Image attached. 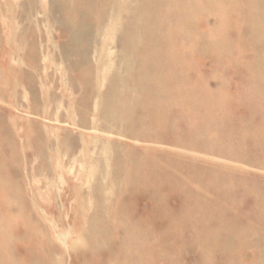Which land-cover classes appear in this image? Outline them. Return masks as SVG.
<instances>
[{"label":"rangeland","instance_id":"1","mask_svg":"<svg viewBox=\"0 0 264 264\" xmlns=\"http://www.w3.org/2000/svg\"><path fill=\"white\" fill-rule=\"evenodd\" d=\"M58 1L59 3H57ZM62 1L63 3H61ZM62 1L0 0V121L3 119L0 123V148H3L0 149V167L2 169V175L0 176V178L2 177L1 179L8 184L10 190H14V188H16V185L17 189L19 190L18 191L15 189V194L13 193L16 197V199L14 200H16V202L18 201L17 208L13 210L14 214H18L19 210L21 211L20 215L26 214V212H31L30 215L32 219L34 218V220H37L36 216H38L43 221L46 227L49 228V226H47L48 224H54L55 227H57V231L61 232L62 235H65L67 241L66 245H63L59 240H57L56 242V239L53 238V236L50 237L53 239L52 243L54 244L57 253L54 252L53 254H51V262L49 264H79V256L81 254L79 250L83 248L81 245H83L84 243V249L86 250L85 253L87 257V260L85 259L86 263H90L91 261L90 264H103L108 251L106 252L105 246L100 245L99 243L103 242L104 237L99 233H94L93 236H91V232L89 230L90 228L92 230L102 229L99 225L94 226V222L111 221V224L115 225L116 222L114 220H111V215L115 214L118 209L121 210V208L123 207L128 208L129 214L138 220L140 229H142L141 232L142 234L144 233L142 235L144 241H142L143 264H203V262L204 264H264V209H256L257 206L258 209L259 207L264 206V172H259L258 167L256 166H253L254 168L250 167L253 165L254 158L257 157V159L264 160V147L255 148L251 142V145H249L248 142H238V134L235 130L237 123H239L237 124V126H244L245 131L247 132L251 131V126L253 124L260 125L262 123L261 125H264V117L251 116V106L249 101L250 98L260 95L258 91L256 92L250 90L249 85L251 87L254 82L258 81L261 84L264 83V0H236L237 3L230 2L228 0H193V2L192 0H101L102 3L100 0ZM65 1L66 3H64ZM125 1L128 4H126ZM70 2L71 4L73 2L76 4L73 3L71 5ZM96 2L97 4H95ZM122 3L124 6H122ZM178 3L180 6L178 5ZM63 4H65V6ZM169 4L171 5L169 6ZM52 5H55L53 6L54 8L52 7ZM110 5L113 6L108 8ZM69 6L73 7V10L72 8L69 9ZM80 6H83V8L81 9ZM152 6L155 8H152ZM1 7L3 8V12L1 11ZM95 7L97 10L95 9ZM130 7L131 11H129L130 9H127ZM164 7L166 9H164ZM235 7L241 10L248 9L252 14V18L250 19V21L237 22L239 29H235L233 27L234 24H236L235 20H237L238 16L237 11L234 9ZM4 8L8 9L5 10ZM111 8L112 10L108 12V10H110ZM150 8H152L151 11ZM168 8L172 9L168 10ZM182 8H184V11ZM185 8L186 10L188 9V11H186ZM70 10H72L73 12H71ZM89 10H91L92 12L94 11V13L91 12V14ZM160 10L162 12H160ZM172 10L175 11L173 12ZM22 13L27 16L25 17ZM72 13L75 14L74 17ZM77 13L79 14V16ZM150 13L154 16L156 15V18H154L153 15H150ZM193 16L194 18H192ZM150 17L153 20L150 19ZM26 18L28 19V21ZM83 18H85L84 21L86 20V23L83 20L79 21V19ZM180 18L182 19L180 20ZM112 19L113 21H111ZM177 19L179 22L182 21V23L177 22ZM132 20L134 21L132 22ZM183 20H185L187 23H184L185 21ZM192 20L193 22H191ZM26 21L28 22V24ZM82 22L85 24H83ZM222 22L226 24V27L224 26V24H222L224 27L223 33L216 35V30ZM13 23L15 27H13ZM174 23L176 27L174 26ZM230 23L233 24L231 25ZM60 24L62 26H60ZM18 25H20L21 28ZM164 25L166 27H164ZM76 26L78 28V32L76 31ZM92 26L93 28H91ZM107 26H109L110 28H108ZM155 26L158 30L155 28ZM136 27L138 28L136 29ZM193 27L195 31L193 30ZM71 28L73 30H71ZM123 28L126 29L124 30L125 32L123 31ZM163 29H166V32L162 31ZM171 29H173L174 32ZM184 29L185 31H182ZM159 30H161L162 32H160ZM64 31L67 32L65 33ZM102 31L103 33L101 34ZM126 31H128L129 35H127ZM238 31L240 32L239 34ZM67 33H71L70 36L72 37V39L69 35H67ZM123 33H126V35H124ZM139 34L142 35L139 36ZM177 35H179V39ZM158 36L160 39L158 38ZM27 37H29L28 40ZM184 37H186L187 39ZM225 38L227 40H225ZM119 39L120 41H118ZM240 39L244 41L245 45L242 51L239 49V47H237V43ZM189 40H191V42ZM33 41L34 43H32ZM167 41L169 42V44ZM176 41H179V43H176ZM22 42L24 43L22 44ZM123 42L125 45H123ZM166 43L167 45H169V48L166 46ZM170 43L173 44L171 45ZM188 43H191L192 46ZM174 44L175 46H178L179 50L177 49V47H174ZM158 46H161V49H164L161 51ZM163 46H166L168 51ZM30 48H32L33 50ZM119 48L122 50H119ZM174 49L176 53L172 51ZM123 50L125 52H123ZM30 51H32V53H30ZM35 51L37 53H35ZM169 52H171L170 54L172 55H170ZM79 53L81 54L79 55ZM156 53H158L159 55H157ZM181 53L182 56H179L181 55ZM185 53L187 54V56L192 55V58L190 57V59L189 57H187ZM142 54L145 56H143ZM164 55L166 57H164ZM31 56L32 58H35V60L32 59ZM169 59H171L170 61L172 63L169 61ZM28 60H30L29 62H31L32 64L29 63ZM139 60L141 61L140 63ZM176 60L178 63L175 62ZM34 61L35 64H33ZM167 61H169L170 63ZM186 62L188 63L187 65ZM164 63L166 67L170 66L168 67L169 69L167 68L168 70L173 71L172 73L174 74V80H176L175 82L180 83L178 85V83L176 84L173 82L175 87L178 86L181 88L187 86V88H190L194 86L197 87L196 85L199 86L204 84V86L209 90L216 91L218 89H221L223 97L225 96L224 98L228 102L225 108L226 116L224 117L223 121L221 119H218L217 121L216 118H214L215 122L214 124H211L214 129L212 127L206 128V135L210 134V137L214 133L218 135L217 137L214 134L213 137L219 140H224L223 142L224 144L226 143V146L222 142L220 144L221 146L216 145V147H214L216 148L215 150L217 151L223 149L232 154H238L243 158L247 157L246 159H250L247 165H232L227 162L229 164L228 165L225 162H221L219 159H213L215 158L213 156H210L211 158L206 157V159L203 158L204 155L201 156V153L198 154L196 152L198 155L196 153L192 154V150L187 148L185 150V146L181 147V145L184 144L185 141L187 143L188 141L189 143H192L191 136L189 135V132L186 131L194 128L195 124L193 125V122L194 120H196V118L199 117H195V119L193 118L191 120L190 118L188 119L189 116H187L186 114L180 113L179 116L177 113V109L179 108L178 106H181V103L179 104L177 99L167 98L168 101L166 100V102L164 101L166 97L165 99L161 98L162 100L159 99L158 102L160 105H168L169 103L172 104V108L174 109L172 115L176 118H174L170 114L169 118L164 116L161 122H154V119L152 118L160 117V115H158L160 112H157V110L159 109H156V107V110L153 107V110L149 109L151 106L149 105V102L151 101L149 97H151L152 99V96H150L151 85L150 87L144 86L143 83L145 80L148 81V79L152 75V69L150 66H153L155 68L163 67L162 69H165L167 71V69L164 68ZM189 63L193 64L192 68ZM74 64H76V67ZM253 64L256 65V71H252L249 68ZM77 65L83 66L80 67ZM156 65L158 67H156ZM178 65H180V67H178ZM89 66L91 67L88 68ZM188 66L190 69L188 68ZM140 67L141 69H139ZM181 67L184 68V71H182L183 69H181ZM205 68H207V70ZM81 70L84 72H81ZM93 71L94 74L92 76ZM222 71L223 74H221ZM247 71H249V73ZM84 73H86L87 75L85 74L86 76H84ZM179 73H181V75L183 74L182 77ZM236 74L238 75V77ZM218 75L223 76L220 78V76ZM87 77L89 78V81L93 80V83L91 81L87 82ZM217 77L219 79H217ZM164 78H168V75ZM176 78L179 80H177ZM182 79L183 81L185 79L184 83ZM16 81L17 83H15ZM134 81L135 84H132V82L134 83ZM84 82L89 83L90 85L86 83L84 84ZM78 83L80 84L78 85ZM121 83H123L125 86L123 84L121 85ZM190 84H192L193 86ZM212 84L215 85L212 86ZM86 85L88 89H85ZM215 87L218 88L216 89ZM242 89L245 90L242 91ZM225 92L226 94H224ZM260 92H262L263 94V91ZM86 93L87 95H85ZM91 94H93V96ZM127 95L129 98H127ZM242 99L245 100L242 101ZM88 100L90 104L88 103ZM101 100L103 101L101 102ZM83 102L85 103V105L87 104L86 106H84L83 104V107H88L87 109L82 107ZM176 103H178L179 105ZM146 108H148V110ZM175 113L177 115H174ZM230 115H232L233 117ZM121 119H123V121ZM199 119L214 121L212 116H207L206 118ZM235 119L237 120V122ZM166 121L168 125L167 123H165ZM240 121L244 123V125H241L242 123H240ZM250 121H252V123ZM189 122L192 123L190 124ZM5 123L6 125H9V128L8 125H5ZM223 123L226 124L223 125ZM223 126H225L224 131L221 129V127ZM124 127L126 129H124ZM18 129L20 131H18ZM151 132L152 135L150 134ZM3 134L5 135L3 136ZM156 136H158V140H154L155 138L153 137ZM187 138L188 141L185 140ZM160 139L161 141L163 140V142H160ZM7 141L10 142V144ZM194 142L195 141L193 140V143ZM158 143L159 145L162 144V146L156 145ZM7 144H9V146ZM171 144L173 146H171ZM14 146H16V150H14ZM11 148L13 149V151H11ZM173 148H176L178 151L174 150ZM180 149L183 150L181 151ZM154 150H156L157 152ZM13 153L15 154L13 155ZM147 153L149 154V157ZM162 153H164L165 155ZM174 153L177 155H174ZM143 154L146 156H144ZM11 155L13 158L11 157ZM138 155H142V158L140 156V159H138ZM7 156H9V158ZM14 156H17L16 160ZM168 157H170V160ZM18 158L19 162H22L19 163ZM3 159L5 161H2ZM104 159L106 161H104ZM155 159H157L158 161ZM184 159L186 161H184ZM52 160L57 161L55 162ZM212 162L215 164H213ZM223 163L226 165H224ZM137 164H139V168L141 167L140 169H143L144 167V175H141L140 178H136L133 176V172L136 169ZM210 164L213 165L214 168H212ZM254 164L256 163L254 162ZM19 165L21 166L19 167ZM167 167L169 168L167 169ZM198 167L200 169H198ZM239 167H241L242 169L240 168L230 173L229 170ZM14 168L18 169L15 170ZM221 169L224 170V172L227 174H225V176L228 177V179H226L228 180L226 181V183L224 182L225 180L216 181L215 178L211 176L212 173H215V170ZM126 170H128V172ZM199 173H202L203 175ZM84 174L86 176H84ZM5 175H8V177ZM177 175H179V177ZM201 176L204 177V179ZM210 179H214V181ZM15 182L18 184H16ZM134 184L136 185L134 186ZM188 184H190L191 186ZM210 184L213 187H211ZM230 184H236V186H231ZM163 185L165 187H163ZM207 185L209 186V188ZM166 186L169 188H167ZM222 188H224L223 191ZM138 190L140 193H138ZM193 190L195 193L193 192ZM16 193H18L19 195ZM203 193L205 195H203ZM4 194L2 192L0 193V212H7L2 206L4 202H9L6 195ZM19 196L20 198H17ZM189 196L190 198H188ZM221 196L222 198H220ZM196 197L198 198V200H196ZM242 197H244L245 199H242ZM254 197H256L258 200H254ZM36 200L38 202H36ZM189 200H193L192 203H190ZM203 200H206L210 204L218 205L224 208L217 211L214 210L209 212H193L191 208L193 209V207L201 205L202 202L200 201ZM238 200L239 202H237ZM244 200H246V202ZM177 201L181 203L179 204ZM122 202H124L125 205ZM23 203H26L24 206L26 208L22 207V209L19 204L23 206ZM26 205H28L30 210L27 209L28 207ZM249 205L252 206L250 207ZM215 213L217 214V216ZM158 214H162L163 216H159ZM192 214H194L193 217ZM231 217H233V220L235 222L232 221ZM43 218H46L47 220L44 221ZM197 218L199 219L197 220ZM193 221H195V224ZM170 223H173V225H171ZM229 223L230 225H228ZM247 224H249L250 226ZM189 228L191 229V232ZM118 229L113 231V237L115 236V240L117 237V234L115 232H117ZM145 229H147L148 231ZM199 230H203V232H199ZM185 231L187 234H185ZM182 233H184V236L182 235ZM169 235H171L172 237ZM90 236L94 239L95 244H97L96 246L89 247L88 244L90 243L87 240H90ZM194 236H198L199 238ZM16 237L17 236L15 235L12 236L13 239H16ZM182 238L184 239L182 240ZM86 241L88 242V244ZM221 241H223V243H221ZM160 242L161 244H157ZM201 242H204L205 245H207L208 243L207 247L204 244L201 245ZM198 243H200V246L202 247L198 246ZM77 244H79V246ZM187 245H189V247ZM219 245L222 246V248ZM203 247L207 249L205 250ZM217 248L218 250L220 248V252L217 250ZM208 249L211 251H209ZM232 250L233 252H231ZM11 253L14 256L20 253V255H23V251L19 250L16 247H13ZM205 254L208 257H206ZM226 254L228 255V257ZM74 256H77V259ZM178 257L180 259H178ZM201 258H203V260ZM213 259L215 260L213 261Z\"/></svg>","mask_w":264,"mask_h":264},{"label":"bare ground","instance_id":"2","mask_svg":"<svg viewBox=\"0 0 264 264\" xmlns=\"http://www.w3.org/2000/svg\"><path fill=\"white\" fill-rule=\"evenodd\" d=\"M60 1H62V0H60ZM70 1H73V0H70ZM80 1V0H79ZM101 1V0H100ZM108 1V0H107ZM114 1V0H113ZM148 1H151V0H148ZM228 1H230V2H234V3H237V1L236 0H228ZM246 1H252V0H246ZM55 2V1H54ZM76 2V1H75ZM104 2V1H103ZM106 2V1H105ZM111 2V1H110ZM139 2V1H138ZM143 2V1H142ZM177 2V1H176ZM192 2H193V0H192ZM57 3H59V1L57 2ZM61 3H63V1L61 2ZM64 3H66V1L64 2ZM74 3V2H73ZM72 3V4H73ZM77 3H78V1H77ZM80 3V2H79ZM101 3H102V1H101ZM100 3V4H101ZM115 3V2H114ZM113 3V4H114ZM124 3V2H123ZM123 3H122V6H124L123 5ZM125 3H126V1H125ZM141 3V2H140ZM183 3V2H182ZM55 4V3H54ZM70 4H71V2H70ZM71 4V5H72ZM74 4H76V3H74ZM81 4V3H80ZM83 4V3H82ZM95 4H97V2L95 3ZM112 4V3H111ZM126 4H128V3H126ZM145 4V3H144ZM174 4V3H173ZM57 5H60V4H57ZM64 6H65V4H63ZM62 5V6H63ZM67 5V4H66ZM94 5V4H93ZM104 5V4H103ZM117 5V4H116ZM135 5V4H134ZM171 4H169V6H170ZM178 5H179V3H178ZM182 5V4H181ZM187 5V4H186ZM185 5V6H186ZM4 6V5H3ZM53 6H55V5H52V7ZM68 6V5H67ZM66 6V7H67ZM79 6V5H78ZM113 6V5H112ZM111 5L108 7V8H110V7H112ZM120 6V5H119ZM128 6V5H127ZM180 6V5H179ZM76 7H77V5H76ZM81 7V6H80ZM92 7H94V6H92ZM102 7V6H101ZM115 7V6H114ZM129 7V6H128ZM173 7V6H172ZM190 7V6H189ZM2 8V7H1ZM54 8V7H53ZM56 8V7H55ZM69 9H71L72 8V10H73V7H68ZM83 8V6L81 7V9ZM91 8V7H90ZM106 8V7H105ZM152 8H155V7H153L152 6ZM152 8H150V11H151V9ZM158 8V7H157ZM179 8V7H178ZM177 8V9H178ZM5 9V8H4ZM6 9H8V8H6ZM5 9V10H6ZM65 9V8H64ZM86 9V8H85ZM95 9H96V7H95ZM94 9V10H95ZM116 9V8H115ZM127 9H130L129 11H131V7L130 8H127ZM140 9V8H139ZM161 9V8H160ZM163 9V8H162ZM164 9H166L165 7H164ZM172 9V8H171ZM170 8H168V10H171ZM174 9V8H173ZM183 9V11H184V8H182ZM182 9H180V10H182ZM236 11H237V14H238V16H237V20H235V22H236V24H234V28L235 29H237L238 28V25H237V22H240V21H250V19L252 18V14H251V11L250 10H248V9H243V10H241V9H239V8H237V7H235L234 8ZM3 10V8L1 9V11ZM61 10H62V8H61ZM72 10H70L71 12H73ZM80 10V9H79ZM87 10V9H86ZM92 10V9H91ZM91 10H89L90 11V13L92 12ZM97 10V9H96ZM100 10H101V8H100ZM103 10V9H102ZM112 10V8L110 9V10H108V12L109 11H111ZM120 10V9H119ZM143 10V9H142ZM179 10V9H178ZM177 10V11H178ZM185 10H186V8H185ZM115 11V10H114ZM126 11V10H125ZM141 11V10H140ZM149 11V12H150ZM165 11V10H164ZM167 11V10H166ZM173 12L175 11V10H172ZM186 11H188V9L186 10ZM3 12V11H2ZM12 12V11H11ZM81 12V11H80ZM79 12V13H80ZM85 12H87V11H85ZM102 12V11H101ZM104 12V11H103ZM120 12V11H119ZM127 12V11H126ZM142 12V11H141ZM148 12V13H149ZM160 12H162L161 10H160ZM170 12V11H169ZM190 12V11H189ZM74 13H75V11H74ZM74 13H72L73 14V17H74ZM92 13H94V11L92 12ZM91 13V14H92ZM97 13V12H96ZM128 13V12H127ZM130 13V12H129ZM153 13V12H152ZM171 13V12H170ZM188 13V12H187ZM23 14V13H22ZM59 14V13H58ZM67 14V13H66ZM70 14V13H69ZM78 14V13H77ZM85 14V13H84ZM103 14V13H102ZM111 14V13H110ZM122 14V13H121ZM132 14V13H131ZM163 14V13H162ZM175 14H176V12H175ZM12 15V14H11ZM24 15V14H23ZM64 15V14H63ZM94 15V14H93ZM92 15V16H93ZM106 15V14H105ZM115 15V14H114ZM116 15H117V13H116ZM127 15V14H126ZM130 15V14H129ZM134 15V14H133ZM150 15H153V14H151L150 13ZM181 15H183V14H181ZM186 15V14H185ZM25 16V15H24ZM27 16V15H26ZM25 16V17H26ZM68 16H70V15H68ZM72 16V15H71ZM77 16V15H76ZM78 16H79V14H78ZM77 16V17H78ZM85 16V15H84ZM101 16V15H100ZM109 16V15H108ZM142 16V15H141ZM156 16V15H155ZM154 15H153V17L154 18H156ZM201 16V15H200ZM23 17V16H22ZM61 17V16H60ZM62 17H64V16H62ZM67 17V16H66ZM98 17V16H97ZM106 17V16H105ZM115 17H117V16H115ZM123 17V16H122ZM140 17V16H139ZM160 17V16H159ZM179 17H182V16H179ZM178 17V18H179ZM185 17V16H184ZM234 17H236V16H234ZM70 18V17H69ZM80 18V17H79ZM96 18V17H95ZM102 18H103V16H102ZM107 18V17H106ZM125 18V17H124ZM127 18V17H126ZM158 18V17H157ZM161 18V17H160ZM163 18H164V16H163ZM192 18H194V16L192 17ZM199 18V17H198ZM14 19V18H13ZM27 19V18H26ZM76 19V18H75ZM84 19L85 18H83V19H79V21L80 20H83L84 21ZM108 19V18H107ZM111 19V18H110ZM122 19V18H121ZM130 19V18H129ZM150 19H152L151 17H150ZM159 19V18H158ZM162 19V18H161ZM182 18H180V20H181ZM191 19V18H190ZM100 20V19H99ZM135 20V19H134ZM134 20H132V22L134 21ZM142 20V19H141ZM147 20H149V19H147ZM153 20V19H152ZM15 21H16V19H15ZM24 21V20H23ZM22 21V22H23ZM27 21H28V19H27ZM26 21V22H27ZM58 21H59V19H58ZM62 21V20H61ZM79 21H75V22H79ZM88 21V20H87ZM94 21H95V19H94ZM111 21H113V19L111 20ZM131 21V20H130ZM160 21V20H159ZM163 21V20H162ZM165 21V20H164ZM167 21V20H166ZM183 21H185V20H183ZM187 21H188V19H187ZM18 22V21H17ZM63 22H64V20H63ZM62 22V23H63ZM85 23H86V20L84 21ZM93 22V21H92ZM97 22V21H96ZM100 22V21H99ZM107 22V21H106ZM122 22H124V21H122ZM171 22V21H170ZM177 22H179L178 21V19H177ZM191 22H193V20L191 21ZM19 23V22H18ZM25 23V22H24ZM59 23V22H58ZM65 23H66V21H65ZM83 23V22H82ZM85 23H83V24H85ZM98 23V22H97ZM110 23V22H109ZM141 23H143V22H141ZM149 23V22H148ZM156 23V22H155ZM154 23V24H155ZM166 23V22H165ZM169 23V22H168ZM179 23H182V21L181 22H179ZM184 23H187L186 21L184 22ZM190 23V22H189ZM27 24H28V22H27ZM31 24V23H30ZM56 24V23H55ZM67 24H68V22H67ZM66 24V25H67ZM101 24V23H100ZM126 24H127V21H126ZM146 24V23H145ZM170 24H172V23H170ZM177 24V23H176ZM199 24V23H198ZM222 24H224V26L226 27V24L224 23V22H222L221 24H220V26L217 28V30H216V35H218V34H222L223 33V29H224V27H223V25ZM231 24V23H230ZM233 24V23H232ZM231 24V25H232ZM239 24V23H238ZM2 25V24H1ZM13 25H14V23H13ZM23 25V24H22ZM25 25V24H24ZM76 25V24H75ZM130 25V24H129ZM161 25V24H160ZM19 27H20V25H18ZM27 26V25H26ZM59 26V25H58ZM60 26H62L61 24H60ZM73 26H74V24H73ZM99 26V25H98ZM111 26V25H110ZM119 26V25H118ZM121 26V25H120ZM128 26V25H127ZM138 26V25H137ZM163 26V25H162ZM174 26H175V23H174ZM186 26V25H185ZM190 26V25H189ZM188 26V27H189ZM191 26H192V24H191ZM190 26V27H191ZM198 26V25H197ZM13 27H15V25L13 26ZM67 27V26H66ZM89 27V26H88ZM108 28H110L109 26H107ZM122 27V26H121ZM133 27V26H132ZM164 27H166L165 25H164ZM168 27H169V24H168ZM176 27V26H175ZM21 28V27H20ZM22 28H24V27H22ZM60 28V27H59ZM76 28V31L78 30V28H77V26L75 27ZM80 28V27H79ZM91 28H93V26L91 27ZM138 27H136V29H137ZM143 28V27H142ZM155 28H156V26H155ZM162 28V27H161ZM171 28H173V27H171ZM182 28V27H181ZM186 28V27H185ZM196 28V27H195ZM244 28V27H243ZM26 29V28H25ZM62 29V28H61ZM113 29H115V28H113ZM146 29V28H145ZM152 29V28H151ZM157 29V28H156ZM155 29V30H156ZM167 29V28H166ZM165 29V30H166ZM183 29V28H182ZM187 29V28H186ZM239 29V28H238ZM20 30V29H19ZM60 30V29H59ZM71 30H73L72 28H71ZM122 30V29H121ZM124 30H126V29H124L123 28V31ZM142 30V29H141ZM158 30V29H157ZM156 30V31H157ZM164 29L162 30V31H165ZM168 30V29H167ZM171 30H173V29H171ZM193 30H194V27H193ZM244 30V29H243ZM15 31V30H14ZM32 31V30H31ZM75 31V30H74ZM140 31V30H139ZM147 31V30H146ZM160 32H162L161 30H159ZM182 31H185V29L184 30H182ZM195 31V30H194ZM245 31H247V30H245ZM20 32V31H19ZM23 32V31H22ZM33 32V31H32ZM65 32V31H64ZM67 32V31H66ZM65 32V33H66ZM78 32V31H77ZM93 32V31H92ZM113 32V31H112ZM125 32V31H124ZM127 32V35H129L128 34V31H126ZM134 32V31H133ZM141 32V31H140ZM166 32V31H165ZM165 32H163V33H165ZM169 32V31H168ZM173 32H174V30H173ZM191 32V31H190ZM199 32V31H198ZM210 32V31H209ZM26 33H28V32H26ZM88 33V32H87ZM103 33V31L101 32V34ZM131 33V32H130ZM159 33V32H158ZM170 33V32H169ZM179 33V32H178ZM204 33H205V31H204ZM240 32L238 31V34H239ZM21 34H23V33H21ZM71 34V33H70ZM70 34H68L67 33V35H69L70 36ZM109 34V33H108ZM118 34H119V32H118ZM121 34H122V32H121ZM124 34V33H123ZM137 34V33H136ZM160 34V33H159ZM158 34V35H159ZM173 34H175V33H173ZM184 34H186V33H184ZM196 34V33H195ZM244 34V33H243ZM247 34V33H246ZM34 35H35V33H34ZM91 35H92V33H91ZM91 35H88V36H91ZM124 35H126V33L124 34ZM140 35H142V34H139V36ZM146 35V34H145ZM144 35V36H145ZM164 35V34H163ZM23 36V35H22ZM27 36V35H26ZM26 36H24V37H26ZM117 36V35H116ZM165 36H166V34H165ZM174 36V35H173ZM176 36V35H175ZM179 35H177V37H178ZM185 36V35H184ZM192 36V35H191ZM194 36V35H193ZM16 37H17V35H16ZM31 37V36H30ZM71 37V36H70ZM115 37V36H114ZM123 37V36H122ZM133 37V36H132ZM131 37V38H132ZM189 37V36H188ZM195 37V36H194ZM226 37V36H225ZM158 38H159V36H158ZM167 38V37H166ZM171 38V37H170ZM180 37H178V39H179ZM184 38H186V37H184ZM232 38V37H231ZM235 38V37H234ZM20 39V38H19ZM26 39V38H25ZM29 39V37H27V40ZM71 39H72V37H71ZM118 39V38H117ZM143 39V38H142ZM160 39V38H159ZM162 39V38H161ZM177 39V38H176ZM187 39V38H186ZM195 39V38H194ZM78 40V39H77ZM124 40V39H123ZM130 40V39H129ZM163 40V39H162ZM165 40V39H164ZM192 40V39H191ZM191 40H189L190 42H191ZM225 40H227L226 38H225ZM16 41V40H15ZM22 41V40H21ZM30 41H31V39H30ZM118 41H120V39L118 40ZM170 41V40H169ZM172 41V40H171ZM175 41V40H174ZM184 41V40H183ZM186 41V40H185ZM229 41V40H228ZM238 41V40H237ZM236 41V42H237ZM117 42V41H116ZM165 42V41H164ZM168 42V41H167ZM173 42V41H172ZM179 43V41H176V43ZM225 42V41H224ZM227 42V41H226ZM24 42H22V44H23ZM29 43V42H28ZM32 43H34V41L32 42ZM73 43V42H72ZM134 43H135V41H134ZM175 43V42H174ZM214 43V42H213ZM30 44V43H29ZM83 44V43H82ZM85 44V43H84ZM168 44H169V42H168ZM171 45L173 44V43H170ZM188 44H191V43H188ZM187 44V45H188ZM194 44V43H193ZM197 44V43H196ZM224 44V43H223ZM33 45V44H32ZM123 45H125L124 44V42H123ZM130 45V44H129ZM163 45H165V44H163ZM184 45V44H183ZM8 46V45H7ZM20 46V45H19ZM166 46L168 47L169 45H167V43H166ZM166 46H163V47H165L166 48ZM191 46H192V44H191ZM195 46H197V45H195ZM223 46V45H222ZM244 41L243 40H239L238 41V43H237V47H239V49L242 51L243 49H244ZM10 47V46H9ZM34 47V46H33ZM123 47V46H122ZM160 49H161V46H158ZM174 47H177V49H178V46H175V44H174ZM173 47V48H174ZM183 47H185V46H183ZM182 47V48H183ZM35 48V47H34ZM131 48V47H130ZM143 48H144V46H143ZM169 48V47H168ZM189 48V47H188ZM188 48H187V50H188ZM196 48V47H195ZM198 48V47H197ZM28 49H29V46H28ZM30 49H32V48H30ZM126 49V48H125ZM156 49H157V47H156ZM164 48H162L161 49V51L163 50ZM167 49V48H166ZM165 49V50H166ZM176 49V48H175ZM175 49L174 50H172L173 52H175L176 53V51H175ZM181 49V48H180ZM9 50V49H8ZM19 50V49H18ZM33 50V49H32ZM35 50V49H34ZM82 50V49H81ZM119 50H122V49H120L119 48ZM128 50V49H127ZM179 50V49H178ZM257 50V49H256ZM263 50H264V48H263ZM83 51V50H82ZM167 51H168V49H167ZM221 51H222V49H221ZM220 51V52H221ZM3 52V51H2ZM79 52V51H78ZM123 52H125L124 50H123ZM157 52V51H156ZM159 52V51H158ZM219 52V53H220ZM231 52V51H230ZM229 52V53H230ZM30 53H32V51H30ZM35 53H37L36 51H35ZM140 53V52H139ZM161 53V52H160ZM163 53H165V52H163ZM171 52H169V54H170ZM208 53H209V51H208ZM237 53V52H236ZM18 54V53H17ZM25 54V53H24ZM26 54H28V53H26ZM72 54V53H71ZM81 53H79V55H80ZM83 54V53H82ZM121 54V53H120ZM157 55H159L158 53H156ZM178 54V53H177ZM186 54V53H185ZM191 54V53H190ZM217 54H218V52H217ZM6 55V54H5ZM32 55V54H31ZM64 55V54H63ZM127 55V54H126ZM129 55V54H128ZM131 55H132V53H131ZM138 55V54H137ZM143 55V54H142ZM168 55V54H167ZM170 55H172V54H170ZM173 55H175V54H173ZM183 55H184V53H183ZM220 55V54H219ZM238 55V54H237ZM26 56V55H25ZM143 56H145V55H143ZM169 56V55H168ZM179 56H182V53H181V55H179ZM186 56H187V54H186ZM213 56H215V55H213ZM236 56V55H235ZM250 56V55H249ZM125 57V56H124ZM131 57H133V56H131ZM147 57V56H146ZM158 57V56H157ZM164 57H166L165 55H164ZM172 57H175V56H172ZM177 57V56H176ZM187 57H191L192 58V55L191 56H187ZM251 57H253V56H251ZM27 58V57H26ZM31 58H32V56H31ZM122 58V57H121ZM120 58V59H121ZM129 58V57H128ZM170 58V57H169ZM190 58V59H191ZM231 58H233V57H231ZM248 58V57H247ZM32 59H34L35 60V58H32ZM32 59H30V60H32ZM84 59V58H83ZM118 59V58H117ZM119 59V60H120ZM134 59V58H133ZM168 59V58H167ZM172 59H174V58H172ZM179 59V58H178ZM245 59V58H244ZM30 60H28V62L30 61ZM85 60V59H84ZM87 60V59H86ZM122 60V59H121ZM137 60V59H136ZM143 60V59H142ZM147 60V59H146ZM157 60V59H156ZM160 60H161V58H160ZM159 60V61H160ZM162 60H164V59H162ZM171 59H169V61H170ZM185 60H187V59H185ZM193 60V59H192ZM219 60V59H218ZM37 61V60H36ZM112 61V60H111ZM169 61H167V62H169ZM196 61V60H195ZM254 61V60H253ZM135 62V61H134ZM141 61L139 60V63H140ZM155 62H157V61H155ZM161 62V61H160ZM171 62V61H170ZM169 62V63H170ZM176 63H178L177 62V60L175 61ZM188 62V61H187ZM186 62V65L188 64ZM206 62H208V61H206ZM205 62V63H206ZM3 63V62H2ZM29 63H31V62H29ZM163 63V62H162ZM165 63H166V60H165ZM165 63H164V68H168V67H170V66H168V67H166V65H165ZM172 63V62H171ZM175 63V64H176ZM183 63V62H182ZM193 63V62H192ZM230 63H231V61H230ZM32 64V63H31ZM30 64V65H31ZM33 64H35V61H34V63ZM37 64V63H36ZM156 64H158V63H156ZM161 64V63H160ZM159 64V65H160ZM168 64V63H167ZM181 64V63H180ZM190 64V63H189ZM203 64V63H202ZM215 64V63H214ZM218 64H220V63H218ZM1 65V64H0ZM75 65V67H76V64H74ZM83 65H84V63H83ZM82 65V66H83ZM170 65V64H169ZM171 65H173V64H171ZM186 65H184V66H186ZM191 65V68H192V66H193V64H190ZM189 65V66H190ZM33 66V65H32ZM36 66V65H35ZM35 66H34V68H35ZM77 66H80V65H77ZM82 66H80V67H82ZM161 66H163V65H161ZM161 66H159V67H161ZM182 66V65H181ZM189 66H188V68H189ZM202 66V65H201ZM221 66V65H220ZM86 67V66H85ZM91 66H89L88 68H90ZM151 67V72H152V75H151V77L148 79V81H144V86H149L150 87V85H151V94H150V96H152V99H151V97H149L150 98V102H149V100H148V102H149V105H151L150 106V108L149 109H152V107L155 109V107H156V109H159V110H157V112H160L158 115H160V117H161V119H160V117H153V115H152V119H154V122H156V123H158V122H161L162 121V119L164 118V116L165 117H167V118H169V116H170V114L172 115V113L174 112V109L172 108V104L171 103H169L168 105L167 104H163V105H160L159 104V102H158V100L159 99H161V98H164L165 99V97H166V99L164 100L165 102H166V100H167V98H171V99H177L178 100V102H179V104L181 103V106H178L179 104L178 103H176V104H178L177 106L179 107L178 109H177V113H178V115L180 114V113H182V114H186L187 116H189L188 117V119L190 118L191 120L194 118L195 119V117H199V118H206L207 116H212L213 117V119L214 118H216V120L218 121V119H221L222 121L224 120V117L226 116V113H225V108H226V104L228 103L227 101H226V99L223 97V94H222V91H221V89H218V90H216V91H214V90H209V89H207L205 86H204V84L203 85H196L197 87H190V88H187V86L186 87H178L177 85V87H175L174 86V84H173V82L174 83H176L175 81L176 80H174V74L172 73L173 71H170V70H168L167 69V71L164 69H162V68H155V67H153V66H150ZM156 67H158L157 65H156ZM178 67H180V65H178ZM177 67V68H178ZM197 67V66H196ZM71 68V67H70ZM133 68H135V67H133ZM177 68H175V69H177ZM250 70H252V71H256L257 69H256V65L255 64H253V65H251L250 67ZM92 69H94V68H92ZM139 69H141V67L139 68ZM173 69H174V67H173ZM181 69H183L182 71H184V68H182L181 67ZM190 69V68H189ZM206 70H207V68H205ZM208 69H209V67H208ZM213 69V68H212ZM224 69V68H223ZM228 69V68H227ZM7 70V69H6ZM79 70V69H78ZM78 70H76V71H78ZM88 70V69H87ZM91 70V69H90ZM106 70V69H105ZM135 70V69H134ZM185 70H186V67H185ZM188 70V69H187ZM198 70V69H197ZM216 70V69H215ZM80 71V70H79ZM86 71V70H85ZM92 71V70H91ZM174 71H176V70H174ZM182 71H181V73H182ZM217 71V70H216ZM246 71V70H245ZM10 72V71H9ZM75 72V71H74ZM81 72H84V71H82L81 70ZM111 72V71H110ZM187 72V71H186ZM221 72V71H220ZM219 72V73H220ZM227 72V71H226ZM244 72V71H243ZM248 73H249V71H247ZM127 73V72H126ZM166 75H165V74ZM181 73H179L180 75H181ZM207 73V72H206ZM218 73V72H217ZM230 73V72H229ZM247 73V74H248ZM6 74V73H5ZM86 73H84V76H86L85 75ZM93 74H94V71H93V73H92V76H93ZM178 74V73H177ZM221 74H223V71H222V73ZM83 75V74H82ZM139 75V74H138ZM167 77V75H168V78H164L165 76ZM176 75V74H175ZM183 75V74H182ZM182 75H181V77H182ZM233 75V74H232ZM237 75V74H236ZM243 75V74H242ZM249 75V74H248ZM140 76V75H139ZM186 76V75H185ZM202 76V75H201ZM218 76H220V75H218ZM223 76V75H222ZM222 76H220V78L222 77ZM244 76V75H243ZM7 77H9V76H7ZM176 77H178V76H176ZM188 77V76H187ZM204 77V76H203ZM206 77V76H205ZM233 77V76H232ZM232 77H230V78H232ZM237 77H238V75H237ZM210 78V77H209ZM208 78V79H209ZM214 78V77H213ZM245 78H247V77H245ZM244 78V79H245ZM0 79H1V76H0ZM83 79V78H82ZM87 82L89 81V78L87 77ZM168 79V80H167ZM177 79V78H176ZM203 79H205V78H203ZM207 79V80H208ZM215 79V78H214ZM217 79H219L218 77H217ZM79 80V79H78ZM78 80H76V81H78ZM177 80H179V79H177ZM189 80V79H188ZM210 80V79H209ZM14 81V80H13ZM83 81V80H82ZM85 81H86V79H85ZM91 81V80H90ZM89 81V82H90ZM93 81V80H92ZM91 81V82H92ZM109 81V80H108ZM168 81V82H167ZM182 81H183V79H182ZM192 81H193V79H192ZM206 81V80H205ZM211 81H213V80H211ZM210 81V82H211ZM220 81H221V79H220ZM250 81V80H249ZM181 82V81H180ZM185 82V79H184V81H183V83ZM203 82V81H202ZM209 82V83H210ZM15 83H17V81L15 82ZM81 83V82H80ZM80 83H78V85L80 84ZM86 82H84V84H85ZM93 83V82H92ZM106 83H108V82H106ZM124 83V82H123ZM123 83H121V85L123 84ZM178 83V82H177ZM176 83V84H177ZM182 83V84H183ZM189 83V82H188ZM204 83V82H203ZM222 83V82H221ZM220 83V84H221ZM86 84H88V85H90L89 83H86ZM112 84V83H111ZM125 84V83H124ZM123 84V85H124ZM132 84H135V81H134V83L132 82ZM180 83H178V85H179ZM186 84V83H185ZM193 84V83H192ZM192 84H190V85H192ZM251 84V83H250ZM17 85V84H16ZM76 85V84H75ZM130 85V84H129ZM184 85V84H183ZM182 85V86H183ZM187 85H189V84H187ZM208 85V84H207ZM211 85V84H210ZM215 84H212V86H214ZM225 85V84H224ZM227 85V84H226ZM244 85V84H243ZM249 85V84H248ZM81 86V85H80ZM93 86V85H92ZM91 86V87H92ZM106 86V85H105ZM125 86V85H124ZM185 86V85H184ZM193 86V85H192ZM211 86V87H212ZM223 86V85H222ZM228 86V85H227ZM240 86V85H239ZM245 86V85H244ZM15 87V86H14ZM107 87V86H106ZM219 87V86H218ZM217 87V88H218ZM246 87V86H245ZM128 88V87H127ZM216 88V87H215ZM216 88V89H217ZM225 88V87H224ZM242 88V87H241ZM249 88H250V90H252V91H258L259 93H260V95L259 96H257V97H252V98H250V106H251V116H257V117H264V83H260L259 81L258 82H254V84L250 87V85H249ZM84 89V88H83ZM85 89H88L87 88V85H86V88ZM105 89V88H104ZM214 89V88H213ZM226 89V88H225ZM247 89V88H246ZM106 90V89H105ZM135 90V89H134ZM137 90V89H136ZM237 90V89H236ZM243 90H245V89H242V91ZM126 91V90H125ZM143 91V90H142ZM226 91V90H225ZM260 91H263V94H262V92H260ZM82 92V91H81ZM86 92V91H85ZM104 92V91H103ZM102 92V93H103ZM106 92V91H105ZM246 92V91H245ZM89 93V92H88ZM101 93V94H102ZM137 93H139V92H137ZM224 94H226V92L224 93ZM234 94V93H233ZM238 94V93H237ZM261 94H262V96H261ZM1 95V94H0ZM85 95H87V93L85 94ZM92 96H93V94H91ZM236 95V94H235ZM137 96V95H136ZM231 97V96H230ZM243 97V96H242ZM83 98V97H82ZM91 98V97H90ZM102 98V97H101ZM100 98V99H101ZM106 98V97H105ZM127 98H129L128 97V95H127ZM92 99V98H91ZM235 99V98H234ZM248 99V98H247ZM114 100H116V99H114ZM141 100H142V97H141ZM162 100V99H161ZM233 100V99H232ZM239 100V99H238ZM243 100H245V99H242V101ZM81 101V100H80ZM87 101V100H86ZM103 100H101V102H102ZM120 101V100H119ZM168 101V100H167ZM173 101V100H172ZM90 102H92V101H90ZM162 102V101H161ZM175 102V101H174ZM177 102V101H176ZM239 102V101H238ZM237 102V103H238ZM78 103V102H77ZM88 103H89V100H88ZM247 103H248V101H247ZM83 104H84V106H86L85 105V103L83 102L82 103V107H83ZM90 104V103H89ZM133 104V103H132ZM175 104V103H174ZM242 104V103H241ZM80 105V104H79ZM102 105V104H101ZM116 106V105H115ZM250 106H248V107H250ZM112 107V106H111ZM119 107V106H118ZM137 107V106H136ZM34 108V107H33ZM83 108H85V107H83ZM88 108V107H87ZM87 108H85V109H87ZM247 108V107H246ZM77 109V108H76ZM147 110H148V108H146ZM155 109V110H156ZM233 109V108H232ZM115 110V109H114ZM153 110V109H152ZM230 110V109H229ZM80 111V110H79ZM78 111V112H79ZM89 111V110H88ZM176 111V110H175ZM232 111V110H231ZM81 112V111H80ZM148 112H150V111H148ZM14 113V112H13ZM153 114V113H152ZM156 114V115H157ZM9 115V114H8ZM80 115V114H79ZM83 115V114H82ZM94 115V114H93ZM125 115V114H124ZM149 115H150V113H149ZM156 115H154V116H156ZM174 115H177L176 113L174 114ZM16 116V115H15ZM142 116V115H141ZM173 116V115H172ZM180 116V115H179ZM187 116H185V117H187ZM230 116H232V115H230ZM241 116V115H240ZM8 117H10V116H8ZM82 117V116H81ZM80 117V118H81ZM96 117V116H95ZM174 117V116H173ZM233 117V116H232ZM236 117V116H235ZM247 117V116H246ZM3 118V117H2ZM112 118V117H111ZM174 118H176V117H174ZM199 118H196V120H194V122H193V125L195 124V126H194V128H191L189 131H186V132H189V135L191 136V139H192V143H189V141H188V138L187 139H185V140H187L188 141V143L185 141V143L184 144H182L181 145V147L182 146H185V150H186V148L187 149H190V150H192V154L194 153H198V154H200L201 153V156H203V158H206V157H209V158H211L210 156H213V157H215V158H213V159H219L221 162H225V163H227V162H229L230 164H232V165H236V164H238V165H241V166H245V165H247V163H249V161H250V159L248 160V159H246L247 157H245V158H243V157H241V156H239L238 154H232V153H230V152H228V151H226V150H223V149H220V150H215L216 148H214V147H216V145H220L224 140H222V139H217V138H214L213 137V135L215 134H211L212 136L210 137L209 135H206L207 134V132H205V130H206V128H210V127H212V125L211 124H214V122H215V119H214V121H209V120H204V119H199ZM245 118V117H244ZM243 118V119H244ZM5 119H6V117H5ZM10 119H12V118H10ZM198 119V120H197ZM207 119H209V118H207ZM227 119V118H226ZM246 119V118H245ZM3 120V119H2ZM1 120V121H2ZM122 121H123V119H121ZM166 120V119H165ZM236 120V119H235ZM1 121H0V123H1ZM81 121V120H80ZM83 121H84V118H83ZM82 121V122H83ZM190 121V120H189ZM216 121V122H217ZM247 121H248V119H247ZM6 122V121H5ZM192 122H189L190 124L192 123ZM225 122H226V120H225ZM230 122V121H229ZM236 122H237V120H236ZM251 123H252V121H250ZM117 123V122H116ZM165 123H167V121L165 122ZM164 123V124H165ZM170 123V122H169ZM221 123V122H220ZM240 123H242L241 121H240ZM10 124V123H9ZM15 124V123H14ZM150 124V123H149ZM161 124H163V123H161ZM160 124V125H161ZM224 124H226V123H223V125ZM233 124V123H232ZM231 124V125H232ZM237 124H239V123H237ZM237 124H236V127H235V130H236V133L238 134V142H240V143H244V142H248L249 143V145H251L250 144V142L253 144V146L255 147V148H260V147H264V125H252L251 126V131H249V132H247V131H245V127L244 126H237ZM5 125H6V123H5ZM8 125V124H7ZM6 125V126H7ZM118 125V124H117ZM148 125V124H147ZM152 125V124H151ZM167 125H168V123H167ZM193 125H191V126H193ZM211 125V126H210ZM217 125V124H216ZM241 125H244V123H242ZM247 125V124H246ZM112 126V125H111ZM166 126V125H165ZM220 126V125H219ZM222 126V125H221ZM150 127V126H149ZM8 128H9V125H8ZM213 128V127H212ZM224 128H225V126H223V127H221V129L224 131ZM232 128V127H231ZM4 129H5V127H4ZM3 129V130H4ZM6 129H7V127H6ZM124 129H126L125 127H124ZM214 129V128H213ZM5 131H9V130H5ZM12 131V130H11ZM18 131H20L19 129H18ZM153 132V131H152ZM152 132L150 133L151 135H152ZM3 133H4V131H3ZM7 133V132H6ZM157 133V132H156ZM165 133H167V132H165ZM217 133V132H216ZM125 134H126V131H125ZM141 134V133H140ZM144 134V133H143ZM149 134V133H148ZM5 134H3V136H4ZM124 135V134H123ZM188 135V134H187ZM188 135V136H189ZM219 135H220V132H219ZM2 136V135H1ZM94 136V135H93ZM162 136V135H161ZM163 136H165V135H163ZM172 136V135H171ZM183 136H186V135H183ZM189 136V137H190ZM215 136H217L218 137V135H216L215 134ZM158 136H156V137H153V138H155L154 140H158V138H157ZM167 137V136H166ZM9 138V137H8ZM17 138V137H16ZM15 138V139H16ZM65 138V137H64ZM109 138V137H108ZM123 138V137H122ZM152 138V139H153ZM165 138V137H164ZM37 139V138H36ZM117 139V138H116ZM175 139V138H174ZM177 139V138H176ZM190 139V140H191ZM7 140V139H6ZM18 140V139H17ZM181 140V139H180ZM179 140V141H180ZM183 140V139H182ZM193 140L196 142V141H199V142H194L193 143ZM8 141H10V140H8ZM7 141V142H8ZM84 141V140H83ZM148 141V140H147ZM2 142V141H1ZM17 142V141H16ZM38 142V141H37ZM36 142V143H37ZM103 142V141H102ZM116 142V141H115ZM134 142V141H133ZM139 142V141H138ZM142 142V141H141ZM149 142V141H148ZM153 142V141H152ZM155 142H157V141H155ZM160 142H163V140L161 141V139H160ZM184 142V141H183ZM236 142V141H235ZM9 144H10V142H8ZM35 143V144H36ZM109 143V142H108ZM118 143V142H117ZM122 143V142H121ZM166 143V142H165ZM198 143V144H197ZM3 144V143H2ZM1 144V145H2ZM9 144H7L8 146H9ZM69 144H70V142H69ZM126 144V143H125ZM164 144V143H163ZM223 144H224V142H223ZM226 144V143H225ZM224 144V145H225ZM89 145V144H88ZM87 145V146H88ZM138 145V144H137ZM149 145V144H148ZM152 145V144H151ZM156 145H158V146H162V144L161 145H159V143L158 144H156ZM165 145V144H164ZM180 145V144H179ZM248 145V146H249ZM4 146V145H3ZM2 146V147H3ZM136 146V145H135ZM141 146H142V144H141ZM171 146H173L172 144H171ZM221 146V145H220ZM223 146V145H222ZM226 146V145H225ZM1 147V146H0ZM15 147L16 146H14V150H16L15 149ZM72 147H74V146H72ZM76 147V146H75ZM86 147V146H85ZM125 147H127V146H125ZM164 147V146H163ZM218 147V146H217ZM5 148V147H4ZM88 148V147H87ZM129 148V147H128ZM161 148V147H160ZM166 148V147H165ZM170 148H172V147H170ZM179 148V147H178ZM242 148V147H241ZM0 149H3V148H0ZM12 149V148H11ZM86 149V148H85ZM90 149V148H89ZM127 149V148H126ZM174 149V148H173ZM227 149H228V147H227ZM249 149V148H248ZM131 150V149H130ZM174 150H177L176 148L174 149ZM181 150V149H180ZM183 150V149H182ZM181 150V151H182ZM197 150V151H196ZM223 150V151H222ZM250 150V149H249ZM2 151V150H1ZM11 151H13V149L11 150ZM43 151V150H42ZM137 151V150H136ZM146 151V150H145ZM154 151H156V150H154ZM164 151V150H163ZM178 151V150H177ZM248 151V150H247ZM253 151V150H252ZM254 151H255V149H254ZM258 151H259V149H258ZM14 152H16V151H14ZM112 152V151H111ZM147 152V151H146ZM149 152V151H148ZM157 152V151H156ZM240 152V151H239ZM136 153V152H135ZM141 153V152H140ZM139 153V154H140ZM145 153V152H144ZM179 153V152H178ZM190 153V152H189ZM196 153V154H197ZM8 154V153H7ZM15 153H13V155H14ZM19 154V153H18ZM137 154H138V152H137ZM148 154V153H147ZM157 154V153H156ZM162 154H164V153H162ZM167 154V153H166ZM173 154V153H172ZM186 154V153H185ZM188 154V153H187ZM191 154V153H190ZM197 154V155H198ZM247 154V153H246ZM253 154V153H252ZM1 155H3V154H1ZM20 155V154H19ZM86 155H87V153H86ZM144 155V154H143ZM165 155V154H164ZM174 155H177V154H175L174 153ZM179 155V154H178ZM141 156V158H142V155H140ZM140 156L138 155V159H140ZM144 156H146V155H144ZM155 156V155H154ZM195 156V155H194ZM8 158H9V156H7ZM11 157H12V155H11ZM17 157V156H16ZM16 157L14 156V158H15V160H16ZM148 157H149V154H148ZM178 157V156H177ZM185 157V156H184ZM248 157H249V155H248ZM1 158V157H0ZM13 158V157H12ZM98 158H99V156H98ZM143 158H146V157H143ZM169 158V160H170V157H168ZM181 158V157H180ZM180 158H178V159H180ZM191 158V157H190ZM202 158V159H203ZM252 158V157H251ZM113 159V158H112ZM152 159V158H151ZM187 159V158H186ZM200 159V158H199ZM207 159V158H206ZM103 160V159H102ZM153 160V159H152ZM155 160H157V159H155ZM154 160V161H155ZM189 160V159H188ZM197 160H198V158H197ZM2 161H5L4 159L2 160ZM8 161V160H7ZM52 161H57V160H52ZM104 161H106L105 159H104ZM153 161V162H154ZM158 161V160H157ZM164 161V160H163ZM183 161V160H182ZM184 161H186L185 159H184ZM192 161V160H191ZM208 161V160H207ZM256 164H254V162H253V165L252 166H250L251 168L254 166H256V167H258V170H259V172L261 171V172H264V160H262V159H257V157L256 158H254V160H253ZM18 162H19V158H18ZM20 162H22V161H20ZM19 162V163H20ZM83 162V161H82ZM152 162V161H151ZM156 162V161H155ZM165 162V161H164ZM190 162V161H189ZM5 163V162H4ZM88 163V162H87ZM133 163V162H132ZM142 163V162H141ZM140 163V164H141ZM144 163V162H143ZM202 163V162H201ZM213 163V162H212ZM7 164V163H6ZM22 164V163H21ZM53 164V163H52ZM161 164V163H160ZM166 164V163H165ZM207 164H209V163H207ZM213 164H215V163H213ZM224 164V163H223ZM228 164V163H227ZM4 165V164H3ZM139 164H137V166H138ZM141 165H143V164H141ZM158 165V164H157ZM162 165V164H161ZM171 165V164H170ZM211 165V164H210ZM220 165V164H219ZM224 165H226V164H224ZM229 165V164H228ZM21 165H19V167H20ZM87 166H88V164H87ZM127 166H129V165H127ZM135 166V165H134ZM136 166V169L134 170V172H133V176L134 177H139L140 178V176L141 175H144V167H143V169H140L139 168V166L137 167ZM144 166V165H143ZM198 166V165H197ZM212 166V168H214L213 167V165H211ZM164 167V166H163ZM188 167V166H187ZM208 167V166H207ZM221 167H225V166H221ZM230 167V166H229ZM232 167V166H231ZM253 167V168H254ZM10 168V167H9ZM132 168V167H131ZM165 168V167H164ZM169 167H167V169H168ZM241 167H239V168H233V169H231V170H229L230 171V173H232V172H234V170H238V169H240ZM250 168V169H251ZM15 169V168H14ZM18 169V168H17ZM17 169H15V170H17ZM21 169V168H20ZM55 169V168H54ZM106 169V168H105ZM198 169H200L199 167H198ZM242 169V168H241ZM10 170V169H9ZM56 170V169H55ZM54 170V171H55ZM214 170V169H213ZM12 171H13V169H12ZM21 171V170H20ZM62 171V170H61ZM88 171V170H87ZM127 172H128V170H126ZM56 172V171H55ZM161 172V171H160ZM255 172V171H254ZM259 172H256V173H259ZM11 173V172H10ZM22 173V172H21ZM152 173V172H151ZM156 173V172H155ZM163 173V172H162ZM185 173V172H184ZM204 173H205V171H204ZM241 173V172H240ZM250 173V172H249ZM17 174V173H16ZM157 174H158V172H157ZM199 174H201V175H203L202 173H199ZM210 174V173H209ZM225 172H224V170H215V173H212L211 174V176L213 177V178H215V180L217 181H219V180H225L224 182L226 183V181H228V180H226V179H228V177H226L225 176ZM244 174V173H243ZM254 174V173H253ZM264 174V173H263ZM262 174V175H263ZM2 175V169H1V167H0V176ZM18 175V174H17ZM150 175V174H149ZM165 175V174H164ZM227 175V174H226ZM5 176H7L8 177V175H5ZM19 176V175H18ZM62 176V175H61ZM84 176H86L85 174H84ZM178 177H179V175H177ZM237 176V175H236ZM249 176V175H248ZM254 176V175H253ZM13 177V176H12ZM202 177V176H201ZM209 177V176H208ZM238 177V176H237ZM236 177V178H237ZM2 178V177H1ZM0 178V179H1ZM10 178H11V176H10ZM153 178V177H152ZM203 179H204V177H202ZM255 178V177H254ZM258 178V177H257ZM13 179V178H12ZM19 179V178H18ZM84 179V178H83ZM190 179H195V178H190ZM260 179H261V177H260ZM263 179H264V177H263ZM11 180V179H10ZM85 180V179H84ZM111 180H112V178H111ZM138 180V179H137ZM184 180V179H183ZM182 180V181H183ZM210 180H213L214 181V179H210ZM14 181V180H13ZM86 181V180H85ZM163 181V180H162ZM251 181V180H250ZM10 182V181H9ZM133 182V181H132ZM188 182H190V181H188ZM207 182V181H206ZM212 182V181H211ZM210 182V183H211ZM16 183V182H15ZM15 183H14V185H15ZM18 183H19V181H18ZM18 183H16V184H18ZM129 183V182H128ZM134 183V182H133ZM164 183V182H163ZM196 183V182H195ZM218 183V182H217ZM230 183V182H229ZM20 184H21V182H20ZM30 184V183H29ZM88 184V183H87ZM154 184H157V183H154ZM197 184V183H196ZM207 184V183H206ZM219 184V183H218ZM240 184V183H239ZM245 184V183H244ZM13 185V184H12ZM26 185H28V184H26ZM128 185H130V184H128ZM136 184H134V186H135ZM150 185V184H149ZM168 185V184H167ZM188 185H190V184H188ZM199 185H201V184H199ZM211 185V184H210ZM222 185V184H221ZM231 186L232 185H234V184H230ZM259 185V184H258ZM182 186V185H181ZM191 186V185H190ZM208 186V185H207ZM220 186V185H219ZM234 186H236V184L234 185ZM238 186V185H237ZM247 186H249V185H247ZM16 188H14V190L16 189V190H18L17 189V185L15 186ZM22 187H23V185H22ZM129 187V186H128ZM137 187V186H136ZM151 187V186H150ZM155 187V186H154ZM153 187V188H154ZM163 187H165L164 185H163ZM163 187H162V189H163ZM167 187V186H166ZM196 187V186H195ZM198 187V186H197ZM211 187H213L212 185H211ZM240 187H241V185H240ZM251 187V186H250ZM11 188V187H10ZM12 188H13V186H12ZM132 188V187H131ZM152 188V189H153ZM167 188H169V187H167ZM208 188H209V186H208ZM214 188H216V187H214ZM233 188V187H232ZM235 188H237V187H235ZM133 189H134V187H133ZM133 189H132V191H133ZM140 189V188H139ZM143 189H144V187H143ZM223 189L224 188H222V191H223ZM228 189V188H227ZM226 189V190H227ZM246 189V188H245ZM244 189V190H245ZM255 189V188H254ZM14 190H10L9 189V187H8V184L4 181V180H0V193L2 192L4 195H6V197H7V199L9 200V202H4L3 203V208L7 211V212H5V211H3V212H0V264H49L50 262H51V254H53L54 252H56L57 250H56V248H55V246H54V244L52 243V238H50L51 236H53V238H55L56 239V242H57V240H59V241H61V243L63 244V245H66L67 244V241H66V237H65V235L63 234L62 235V233L61 232H59V231H57V227H55V225L54 224H46L47 226H49V228L48 227H46L45 225H44V223H43V221L40 219V217H38V216H36L37 217V220H34V218L32 219V217H31V212L29 213V212H26V214H23V215H20V210H19V213L18 214H14V212H13V210H15L16 208H17V206H18V201L16 202V200H14V199H16V197H15V193H14ZM150 190H151V188H150ZM183 190V189H182ZM186 190H187V188H186ZM210 190V189H209ZM232 190V189H231ZM260 190V189H259ZM19 191V190H18ZM130 191V190H129ZM128 191V192H129ZM131 191V192H132ZM145 191V190H144ZM189 191V190H188ZM187 191V192H188ZM221 191V192H222ZM24 192V191H23ZM26 192V191H25ZM120 192V191H119ZM180 192V191H179ZM193 192H194V190H193ZM211 192H212V190H211ZM210 192V193H211ZM228 192V191H227ZM14 193V194H13ZM138 193H140L139 192V190H138ZM195 193V192H194ZM198 193V192H197ZM201 193V192H200ZM232 193V192H231ZM238 193V192H237ZM16 194H18V193H16ZM156 194V193H155ZM225 194V193H224ZM239 194V193H238ZM244 194H245V192H244ZM247 194V193H246ZM252 194H255V193H252ZM4 195H3V197H4ZM19 195V194H18ZM17 195V196H18ZM23 195V194H22ZM121 195H122V193H121ZM140 195V194H139ZM138 195V196H139ZM200 195V194H199ZM203 195H205L204 193H203ZM134 196V195H133ZM132 196V197H133ZM176 196V195H175ZM208 196V195H207ZM234 196V195H233ZM238 196V195H237ZM248 196V195H247ZM255 196V195H254ZM24 197V196H23ZM181 197H183V196H181ZM17 198H20V196L19 197H17ZM134 198V197H133ZM135 198H136V196H135ZM157 198V197H156ZM160 198H161V195H160ZM188 198H190V196L188 197ZM197 198V197H196ZM209 198H212V197H209ZM218 198H219V196H218ZM220 198H222V196L220 197ZM241 198V197H240ZM249 198V197H248ZM25 199H26V197H25ZM173 199V198H172ZM177 199H179V198H177ZM193 199V198H192ZM237 199V198H236ZM235 199V200H236ZM242 199H245L244 197H242ZM247 199V198H246ZM258 200L256 197H254V200ZM14 200V201H13ZM119 200V199H118ZM128 200V199H127ZM136 200V199H135ZM158 200V199H157ZM196 200H198V198L196 199ZM223 200V199H222ZM26 201V200H25ZM124 201V200H123ZM159 201V200H158ZM160 201H162V200H160ZM176 201V200H175ZM180 201V200H179ZM184 201V200H183ZM192 201L193 200H189V202L190 203H192ZM219 201V200H218ZM230 201V200H229ZM245 202H246V200H244ZM248 201V200H247ZM14 202V203H13ZM31 202V201H30ZM36 202H38L37 200H36ZM117 202V201H116ZM121 202V201H120ZM178 202V201H177ZM197 202V201H196ZM200 202H202V204L201 205H198V206H196V207H193V209L191 208V210L194 212V211H198V212H209V211H214V210H222V208H224V207H220V206H218V205H214V204H210L209 202H207L206 200H203V201H200ZM237 202H239V200L237 201ZM254 202V201H253ZM257 202V201H256ZM113 203V202H112ZM123 204H124V202H122ZM148 203V202H147ZM179 203V202H178ZM181 203V202H180ZM179 203V204H180ZM215 203V202H214ZM242 203V202H241ZM25 204L26 203H23V206L21 205V204H19V206L22 208H26V207H24L25 206ZM27 204H28V202H27ZM94 204V203H93ZM118 204V203H117ZM119 204H121V203H119ZM216 204V203H215ZM230 204V203H229ZM233 204V203H232ZM259 204V203H258ZM60 205V204H59ZM125 205V204H124ZM123 205V206H124ZM27 207H28V205H26ZM36 206V205H35ZM118 206V205H117ZM132 206V205H131ZM243 206H245V205H243ZM247 206V205H246ZM250 206V205H249ZM252 206V205H251ZM250 206V207H251ZM260 206V205H259ZM157 207V206H156ZM180 207H181V205H180ZM254 207V206H253ZM258 207V206H257ZM256 207V209L257 210H262V209H264V206H261V207H259V209ZM22 208V209H23ZM113 208V207H112ZM158 208V207H157ZM18 209H19V207H18ZM28 210H30L29 209V207L27 208ZM109 209V208H108ZM242 209V208H241ZM0 210H1V208H0ZM27 210V211H28ZM114 210V209H113ZM117 210V209H116ZM115 210V211H116ZM165 210V209H164ZM37 211V210H36ZM36 211H35V213H36ZM104 211H105V209H104ZM161 211V210H160ZM178 211V210H177ZM114 212V211H113ZM112 212V213H113ZM253 212H254V210H253ZM117 213V214H116ZM115 214H112L111 215V220H114L116 223H115V225L114 224H111V221L110 222H94V226H97V225H99V226H101V230H92L91 228H90V235L91 236H93V234L94 233H99L100 235H102L103 237H104V239H103V242L102 243H99L100 245H104L105 246V251L107 252V256H106V259H105V261H104V263L103 264H143V260H142V257H143V244H142V241H143V238H142V235L144 234H142V229H140V224H139V222H138V220L135 218V217H133V216H131L130 214H129V212H128V208H121V210L120 209H118V211L116 212ZM160 213V212H159ZM173 213H175V212H173ZM110 214V213H109ZM166 214V213H165ZM180 214V213H179ZM216 214V213H215ZM11 215V216H10ZM159 215V214H158ZM160 215H162V214H160ZM159 215V216H160ZM174 215V214H173ZM178 215V214H177ZM163 216V215H162ZM161 216V217H162ZM175 216H176V214H175ZM194 216V214H192V217ZM216 216H217V214H216ZM225 216H226V214H225ZM192 217H191V220H192ZM199 217V216H198ZM229 217V216H228ZM259 217V216H258ZM163 218V217H162ZM230 218V217H229ZM232 218V221H234L233 220V217H231ZM245 218V217H244ZM44 219V218H43ZM165 219H166V217H165ZM199 218H197V220H198ZM227 219V218H226ZM47 219L45 218L44 219V221H46ZM201 220V219H200ZM239 220V219H238ZM241 220V219H240ZM88 221V220H87ZM231 221V222H232ZM169 222V221H168ZM194 222V224H195V221H193ZM192 222V223H193ZM216 222V221H215ZM235 222V221H234ZM250 222V221H249ZM257 222H258V220H257ZM88 223V222H87ZM214 223V222H213ZM251 223V222H250ZM171 224V223H170ZM171 225H173V223L171 224ZM179 225V224H178ZM204 225V224H203ZM228 225H230V223L228 224ZM234 225V224H233ZM247 225H249V224H247ZM93 226V225H92ZM180 226V225H179ZM206 226V225H205ZM209 226V225H208ZM250 226V225H249ZM182 227H183V225H182ZM237 227H238V225H237ZM236 227V228H237ZM242 227V226H241ZM246 227V226H245ZM119 228V229H118ZM206 228V227H205ZM118 229V231L117 232H115L117 235V237H116V240H115V236L113 237V231H115V230H117ZM149 229V228H148ZM170 229V228H169ZM181 229V228H180ZM185 229V228H184ZM145 230H147V229H145ZM172 230V229H171ZM187 230H188V224H187ZM186 230V231H187ZM189 230H190V232H191V229L189 228ZM196 230V229H195ZM194 230V231H195ZM198 230V229H197ZM148 231V230H147ZM186 231H185V234H187L186 233ZM201 230H199V232H200ZM180 232V231H179ZM193 232V231H192ZM196 232V231H195ZM201 232H203V230L201 231ZM88 233V232H87ZM153 233V232H152ZM169 233H170V231H169ZM222 233V232H221ZM236 233V232H235ZM255 233V232H254ZM151 234V233H150ZM154 234V233H153ZM184 233H182V235H183ZM195 234V233H194ZM218 234V233H217ZM13 235H15V236H17L16 237V239H13L12 238V236ZM160 235H161V233H160ZM163 235V234H162ZM200 235H201V233H200ZM233 235H234V233H233ZM90 236V240H87L90 244H88V242H87V244L89 245V247L90 246H96L97 244H95V241H94V239L92 238ZM147 236V235H146ZM145 236V237H146ZM157 236V235H156ZM169 236H171V235H169ZM184 236V235H183ZM208 236V235H207ZM225 236V235H224ZM251 236V235H250ZM250 236H249V239H250ZM148 237V236H147ZM152 237V236H151ZM153 237H154V235H153ZM163 237V236H162ZM172 237V236H171ZM186 237V236H185ZM194 237H197V238H199L198 236H194ZM218 237V236H217ZM222 237H223V235H222ZM167 238V237H166ZM174 238H176V237H174ZM187 238V237H186ZM210 238V237H209ZM230 238H232V237H230ZM252 238V237H251ZM164 239V238H163ZM181 239V238H180ZM184 238H182V240H183ZM189 239V238H188ZM255 239V238H254ZM147 240V239H146ZM158 240V239H157ZM156 240V241H157ZM170 240V239H169ZM177 240H179V239H177ZM176 240V241H177ZM207 240V239H206ZM213 240H215V239H213ZM231 240H233V239H231ZM236 240V239H235ZM65 241H66V243H65ZM84 241V240H83ZM148 241V240H147ZM153 241V240H152ZM155 241V240H154ZM188 241V240H187ZM228 241V240H227ZM249 241V240H248ZM144 242V241H143ZM180 242V241H179ZM184 242V241H183ZM230 242V241H229ZM234 242V241H233ZM244 242V241H243ZM171 243H173V242H171ZM195 243V242H194ZM212 243V242H211ZM221 243H223V241H221ZM153 244H154V242H153ZM157 244H161V242L160 243H157ZM180 244V243H179ZM199 245L198 246H200V243H198ZM202 244H204V242L202 243L201 242V245ZM214 244V243H213ZM220 244V243H219ZM236 244V243H235ZM62 245V246H63ZM78 246H79V244H77ZM148 245V244H147ZM149 245H151V244H149ZM156 245V244H155ZM163 245V244H162ZM181 245V244H180ZM205 245V244H204ZM207 245H208V243H207ZM207 245H205L206 247H207ZM211 245V244H210ZM227 245V244H226ZM234 245V244H233ZM240 245V244H239ZM251 245V244H250ZM83 248L81 249V250H79L80 251V256H79V264H90L91 263V261H90V263H86V253H85V249H84V246H85V243L83 244V245H81ZM183 246V245H182ZM188 247H189V245H187ZM220 246V245H219ZM13 247H16V248H18L19 250H22L23 251V255H20V254H18V255H16V256H14L12 253H11V251H12V249H13ZM195 247H196V244H195ZM200 247H202V246H200ZM199 247V248H200ZM221 248H222V246H220ZM229 247V246H228ZM236 247V246H235ZM237 247H238V245H237ZM77 248V247H76ZM175 248H176V246H175ZM186 248V247H185ZM204 248V247H203ZM223 248H224V245H223ZM227 248V247H226ZM61 249V248H60ZM201 249V248H200ZM205 250L207 249V248H204ZM214 249H216V248H214ZM236 249V248H235ZM238 249V248H237ZM263 249V248H262ZM209 250V249H208ZM217 250H218V248H217ZM219 250H220V248H219ZM218 250V251H219ZM224 250V249H223ZM230 250V249H229ZM48 251V252H47ZM209 251H211V250H209ZM209 251H208V253H209ZM226 251V250H225ZM18 252V251H17ZM75 252V251H74ZM147 252V251H146ZM204 252V251H203ZM216 252V251H215ZM220 252V251H219ZM231 252H233V250L231 251ZM57 253V252H56ZM148 253V252H147ZM195 253V252H194ZM198 253V252H197ZM211 253V252H210ZM226 253V252H225ZM76 254H77V252H76ZM101 254V253H100ZM161 254V253H160ZM212 254H213V252H212ZM230 254V253H229ZM234 254H235V252H234ZM181 255H183V254H181ZM197 255V254H196ZM227 255V254H226ZM189 256V255H188ZM194 256V255H193ZM205 256H206V254H205ZM218 256V255H217ZM65 257H66V255H65ZM75 258L77 257V256H74ZM101 257V256H100ZM99 257V258H100ZM147 257V256H146ZM180 257V256H179ZM178 257V259H180ZM206 257H208V256H206ZM215 257V256H214ZM227 257H228V255H227ZM166 258V257H165ZM197 258H200V257H197ZM204 258V257H203ZM203 258H201L202 260H203ZM232 258V257H231ZM77 259V258H76ZM86 259V260H85ZM169 259V258H168ZM172 259H173V257H172ZM194 259V258H193ZM216 259V258H215ZM215 259H213V261L215 260ZM230 259V258H229ZM75 260V259H74ZM102 260V259H101ZM175 260V259H174ZM207 260V259H206ZM209 260V259H208ZM236 260V259H235ZM74 262H76V261H74ZM200 262H203V261H200ZM206 262V261H205ZM238 262V261H237ZM67 263V262H66ZM177 263H179V262H177ZM207 263V262H206ZM216 263V262H215ZM239 263V262H238ZM146 264V263H145ZM148 264H150V263H148ZM152 264V263H151ZM187 264V263H186ZM203 264H204V262H203ZM217 264V263H216Z\"/></svg>","mask_w":264,"mask_h":264}]
</instances>
